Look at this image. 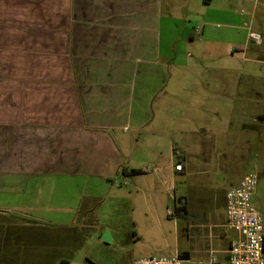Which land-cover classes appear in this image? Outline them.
Returning a JSON list of instances; mask_svg holds the SVG:
<instances>
[{"label":"crops","instance_id":"obj_1","mask_svg":"<svg viewBox=\"0 0 264 264\" xmlns=\"http://www.w3.org/2000/svg\"><path fill=\"white\" fill-rule=\"evenodd\" d=\"M181 7L177 0H0V264H81L75 224L83 206L156 208L160 192L179 208L203 187L204 179L192 182L207 172L210 149L201 158L178 152L154 111L170 79L163 49L177 40L173 23L188 6ZM175 27L181 35L186 26ZM193 215L194 252L225 261L220 244L233 235L225 213L222 225ZM160 219L137 227L151 231ZM202 240L208 248L198 247Z\"/></svg>","mask_w":264,"mask_h":264},{"label":"rangeland","instance_id":"obj_2","mask_svg":"<svg viewBox=\"0 0 264 264\" xmlns=\"http://www.w3.org/2000/svg\"><path fill=\"white\" fill-rule=\"evenodd\" d=\"M177 2L188 8L173 23L176 42L163 49L172 62L170 79L154 111L166 121L178 152L201 158V151L210 149L207 172L192 184L205 182L192 190V197L180 199L179 208L160 192L156 208L134 209L122 201L83 206L75 224L82 227L81 249L74 255L81 264H132L175 254L185 257L181 264H207L210 254L194 252L192 236L199 230L188 229V221L203 213L222 225L223 198L247 175L256 179L251 204L261 216L264 235V0H242L238 8L229 0ZM175 25L186 26L184 33ZM196 197L206 201L197 204ZM154 217L161 218L160 224L140 232L138 222ZM229 235L220 248L227 249ZM210 244L216 248V240ZM208 246L209 240L198 243L200 249ZM218 257L226 264L224 255Z\"/></svg>","mask_w":264,"mask_h":264},{"label":"built area","instance_id":"obj_3","mask_svg":"<svg viewBox=\"0 0 264 264\" xmlns=\"http://www.w3.org/2000/svg\"><path fill=\"white\" fill-rule=\"evenodd\" d=\"M176 172L183 170L179 162ZM256 179L247 175L225 195L226 229L232 232L226 251V264H264V235L260 214L251 204ZM180 255L148 256L136 259L132 264H181ZM207 264H221L216 254L211 253Z\"/></svg>","mask_w":264,"mask_h":264},{"label":"trees","instance_id":"obj_4","mask_svg":"<svg viewBox=\"0 0 264 264\" xmlns=\"http://www.w3.org/2000/svg\"><path fill=\"white\" fill-rule=\"evenodd\" d=\"M205 2H206V0H205ZM141 172L139 171V170H131L130 171V174H132V175H135V174H140ZM182 258H185L184 256H182Z\"/></svg>","mask_w":264,"mask_h":264}]
</instances>
